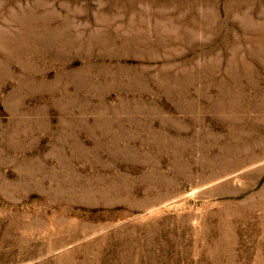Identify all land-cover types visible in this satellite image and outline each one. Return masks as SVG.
Segmentation results:
<instances>
[{
  "label": "rangeland",
  "instance_id": "374dc122",
  "mask_svg": "<svg viewBox=\"0 0 264 264\" xmlns=\"http://www.w3.org/2000/svg\"><path fill=\"white\" fill-rule=\"evenodd\" d=\"M0 264H264V0H0Z\"/></svg>",
  "mask_w": 264,
  "mask_h": 264
}]
</instances>
